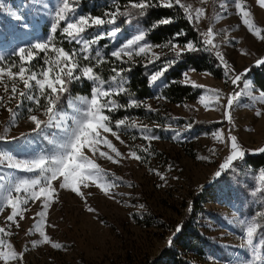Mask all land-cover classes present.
<instances>
[{
  "label": "rangeland",
  "instance_id": "374dc122",
  "mask_svg": "<svg viewBox=\"0 0 264 264\" xmlns=\"http://www.w3.org/2000/svg\"><path fill=\"white\" fill-rule=\"evenodd\" d=\"M45 2L54 11L57 0H45ZM182 2L190 4L193 8L202 6L201 0H182ZM219 2L220 0H207V3L203 5L206 15L200 21L199 27L201 31H206L211 26L219 33L215 40L220 44V51L225 54L229 65L240 73L264 54V40L250 33L242 24L232 0H227V11L219 8ZM244 3L251 10L254 22L264 29V8H260L256 0H244ZM0 9L4 16L3 19L0 18V32L5 30L0 38V55L8 58L4 61L5 65L15 57L12 52L16 48L46 42L48 35L43 36L38 33L30 19L38 17L49 27L52 22L50 9L45 10L39 5H34L32 0H0ZM10 11L18 12L22 19H14ZM11 26H15V38H13ZM109 30L111 28H101L97 34ZM134 33L135 30L127 29L120 31L115 40L106 36L105 39L109 40L113 50L131 38ZM225 36L229 38L230 43L224 44ZM168 49L171 50V47H153L151 52L159 56ZM151 52L148 57L141 56L134 59L149 60ZM212 54L215 56L213 52ZM34 55L38 56L37 53ZM19 62H14L16 68L13 71L19 70ZM46 67L48 66H44ZM41 68L33 71L38 72ZM187 72L191 81L205 87L201 95L206 96L208 107L201 104L198 97L196 100L183 103H166L161 107L162 112L174 118L222 120V125L208 132L190 131L186 123L177 125L176 121L172 120L169 126L176 129L178 138L156 139L141 143L129 141L120 134V138L124 141L121 144L110 133H103L126 156L130 146H137L138 154L145 155L147 162L141 163L134 159H127L120 164H113L111 161L100 158L99 153L92 156L118 185L111 190L116 194L114 199L105 196L95 185L88 188L81 187L87 205L95 208L94 213L87 211L85 201L79 196L69 190L60 189L58 181H53L52 186L56 189L57 196L51 198L52 203L46 214L45 231L54 242L60 243L62 248L54 249L50 244L45 243L33 246L34 241L41 239L35 230V224L39 219L36 213L41 208L40 201L30 202L27 206L28 210L24 213L25 218L20 220L17 217L20 227L13 225L10 228L12 234L2 237L6 242H10L15 250L25 251L23 264H144L145 260L156 257L170 238L176 235L178 232L176 229L187 210L191 195L198 192L204 185L212 183L215 178L213 173L227 149L218 143L211 133L223 130L227 135L231 132L238 137L244 149L255 153L259 152L256 149L264 147V116L259 118L255 116L256 108L264 110V103L253 101L242 95L232 108L233 122L227 125L228 121L224 118L223 108L216 107L215 102L209 98L210 93L206 91L218 89L225 96L230 95L233 91L225 74L221 78H215L207 72ZM183 80L184 76L181 78V81ZM4 81L7 82L10 90L11 81L6 76ZM246 81L254 88V94L258 95L259 90L251 79ZM17 86L23 90V84L18 78ZM243 87L244 84L240 90ZM9 95H11L10 91L5 93L4 83H0V96H3L7 102ZM90 95L91 93L84 96L90 97ZM224 103L226 101L222 99L220 104ZM7 106L15 109L16 101H12ZM27 106L25 102L14 124L10 123L13 117L7 111V107L0 106V136L7 137V142L0 141V149L18 156L51 147L46 140L44 142L43 137L34 134L30 145L12 139L19 138L21 134L32 133L34 125L27 118ZM65 110L70 111L67 107ZM36 114L40 115L41 119H46L42 111ZM48 135L51 139V131ZM149 146L155 147L154 154L141 151ZM209 148H216L217 156L211 162L200 159L201 156L209 155ZM100 150L108 151L103 145L100 146ZM169 166H171L170 169ZM150 169L165 175L167 183L162 182ZM8 171L5 169L0 172V175L7 174ZM229 174L230 179L233 177L232 171H229ZM14 175L32 177L31 173L24 172H14ZM258 176L254 177L255 180L251 183L247 182L241 187L234 185V189L239 188L236 189L240 191L239 194L229 191L228 186L222 184L215 188L214 195L204 196L202 205L206 211L198 213L196 226L199 233L205 237V253L200 257L187 253L188 258L197 264H237V260L245 264L252 261V249L242 246L245 244V239L241 219L251 218L258 223L254 215L258 209L250 213L245 205L244 197L245 195L249 197V192L259 187ZM4 194V190H0V196ZM241 196H243V202L239 204ZM250 199L254 203L257 202V193ZM140 204L145 207L141 209ZM9 214L10 209L0 211V227H7L6 218ZM254 244L257 250L264 254V234L258 228L254 236Z\"/></svg>",
  "mask_w": 264,
  "mask_h": 264
},
{
  "label": "snow or ice",
  "instance_id": "6c2138e0",
  "mask_svg": "<svg viewBox=\"0 0 264 264\" xmlns=\"http://www.w3.org/2000/svg\"><path fill=\"white\" fill-rule=\"evenodd\" d=\"M34 5H39L45 10H51L52 24L50 33L57 32L61 22L65 23L62 32L67 36L70 41H77L81 44L80 52L69 53L61 47H56L53 43V35H49L47 42H38L31 46L16 48L12 55L18 56L20 60L19 70L13 71L16 68L14 62L4 64L8 58L0 55V83H4V91L11 95L8 96V101L0 96V106L7 107V111L12 115L13 119L10 123L14 124L15 120L20 114V110L24 108L27 102V118L34 125L32 133L21 134L19 138L13 137L14 141H23L25 145H30L33 134L41 136L44 140L51 145L50 148L33 151L25 156H18L4 149H0V172L5 169L9 170L7 174L0 175V190H4L5 194L0 196V211L10 209V214L7 216V227H0V262L2 264H23L25 259V251H17L10 242H6L3 236H10L12 233L10 228L15 225L19 228L20 223L17 220H23L24 213L28 210L27 206L30 202L35 203L40 201L41 210L36 213L39 218L35 224V230L39 233L41 239L33 242V246L45 243L50 244L54 249L62 248L60 243L54 242L45 231L46 214L47 210L52 203L51 198L57 196V191L52 186L53 181H58L59 188L69 190L70 192L79 196L85 201L86 209L89 213H94L95 208L87 205V200L81 187L88 188L95 185L105 196L115 198V193L111 190L118 185L110 178V174L102 168L92 158L97 153L99 157L111 161L113 164H120L127 159H134L138 162L145 163V155L138 154L137 146H130L127 156L117 148L113 142L103 135V133H110L120 141V134L126 132L129 128H136L137 124L134 119L124 117L113 121L110 113L118 111L122 108L130 107H146L151 111L150 105H145L143 101L130 98L127 105L120 104L113 97L121 94H127L125 87L126 80L123 76L125 69L112 67L111 71L114 75L110 80L105 81L95 71L94 67L101 66L108 63L101 50H95L94 56L92 53V45L97 44L105 36L109 39L115 40L117 34L120 32L119 26L116 21L120 16L126 17L128 22L131 23L134 13L132 11H121L119 7L115 10H105L104 17H94L89 15L76 16V9L79 6V0H57L55 9H51L45 0H32ZM207 0H201V7L193 8L190 4L183 3L182 0H130V9L136 10L137 15H144L146 10L151 7H178L184 13V18L189 21L195 30L199 33L201 47H198L194 41H187L182 47L173 41H168L163 45H152L146 40L147 30H142L139 27L131 38L127 39L120 46L114 48L110 52V56L115 58L116 61L121 63H134V57H148L153 47H171L174 53L173 59L166 61L164 67L156 71L149 77L150 83H155L159 80L168 68L177 63L185 53L197 52L200 50L213 52L216 59L219 61L220 66L224 70L227 81L236 87L241 83L244 87L240 91H233L230 95L225 96L222 91L218 89L206 90L210 93V99L215 102L216 107L223 108L224 118L231 124L233 122L232 108L234 104L243 96L249 97L253 101L264 103V90H260L258 95L254 94V88L246 81V71L237 73L235 68L229 65L225 54L220 51V44L215 40L219 35L211 26L206 31H201L199 24L206 15V9L203 5ZM260 8H264V0H256ZM241 22L246 26L247 30L264 40V29L252 19V12L244 3V0H232ZM219 8L227 11V0H220ZM215 11V9H214ZM10 15L16 20L22 19L18 12L10 11ZM217 19L219 17H216ZM174 22L171 17L163 18L152 25V28L158 27L160 24H169ZM104 25L113 26L107 32H101L96 35L92 40L83 38V33L88 28L101 27ZM12 32L15 33V26H11ZM186 33L178 32L175 38ZM2 38V33H0ZM231 41L227 36L224 38V44ZM51 48V52H50ZM48 53L44 57V64L48 67L41 68L40 71H32L26 68L25 64L30 63L35 59L34 53L37 52ZM52 53L55 58H50ZM83 54L84 60H95V65H86L81 67L78 57ZM127 58L126 60L124 58ZM160 57L151 52L149 63H153ZM257 66L264 65V54L255 60ZM188 71H195L189 69ZM78 73V74H77ZM184 80L182 83L185 86L195 88H202V85L195 84L190 80L188 72L182 74ZM11 81V88L9 90L7 82L4 77ZM17 78L23 84V90L17 86ZM81 79H86L92 84L91 95L89 96H70L69 86L74 82H79ZM107 85V87H105ZM64 97L67 98V109L64 107ZM163 98V97H158ZM226 103L220 104L221 100ZM12 101H16V108L8 107L7 105ZM199 102L204 104L207 108L208 103L205 95L199 96ZM46 119H41L40 115L36 114L41 112ZM255 116L257 118L264 116V110L256 108ZM191 124L187 128H191ZM54 130V131H52ZM51 131L52 138L49 139V132ZM142 138L145 141L151 142L152 140L159 139L151 129L144 127L140 129ZM214 139L222 144L226 149V154L221 157L220 162L214 176L221 178L228 171H234L236 162L242 161L246 155L241 142L236 135L229 132L227 135L223 130H217L211 133ZM178 138V134L173 137ZM135 139V137H133ZM0 141L7 142L6 136H0ZM105 146L108 151H101L100 146ZM143 153H149L148 148L141 150ZM256 151L264 152V147L256 149ZM208 156H201L200 159L211 160L217 156L216 148L208 149ZM88 153H91L90 156ZM150 154V153H149ZM171 166H169V169ZM155 172L159 179L167 183V177L155 169H150ZM14 172L31 173L32 177L15 176ZM62 178V179H61ZM178 179V177H176ZM258 179L260 181L259 187H255L253 191L249 192V198L260 193L264 197V169L259 170ZM6 182V184L4 183ZM7 185V186H6ZM139 207L143 209L145 206L140 204ZM260 208H264V201L259 204ZM256 217L264 219V211L257 210L254 214ZM241 224L244 231L245 244L242 246L252 249V261L245 262V264H264V254H261L254 244V236L257 232V222L255 219L244 220L241 219ZM176 231H180L179 228ZM171 244V241H169ZM237 264H241L237 260Z\"/></svg>",
  "mask_w": 264,
  "mask_h": 264
},
{
  "label": "trees",
  "instance_id": "16d2710c",
  "mask_svg": "<svg viewBox=\"0 0 264 264\" xmlns=\"http://www.w3.org/2000/svg\"><path fill=\"white\" fill-rule=\"evenodd\" d=\"M156 3V0H153ZM130 0H79V6L76 9V16L79 15H91L94 17H104L105 10H115L119 7L123 11H132L134 13L131 23L128 22L126 17L120 16L116 25L119 26L120 31H125L127 29H136L139 27L142 30H147L146 40L147 42L158 45L165 44L168 41H173L178 45H184L187 41H194L197 43L198 47L200 37L199 33L195 30V27L184 18V13L178 7L166 8V7H151L146 10L144 15H137L136 10L130 9ZM27 10V9H26ZM171 17L174 22L169 24H160L158 27L152 28L155 22L160 21L163 18ZM0 18L3 19L2 11L0 9ZM32 26L37 29L36 31L43 36L49 37L53 35L54 45L56 47H61L65 51L80 52L81 44L77 41H70L65 34H63L62 29L65 27V23L61 22L56 33H50V26L43 23L42 19L38 17H32L30 19ZM4 28V24L2 25ZM111 25H104L101 27L88 28L85 33H83V38L86 40H92L97 34V31L101 28L109 29L112 28ZM5 30H1L0 33ZM178 32L186 33V35H181L175 38V34ZM46 38V42L47 39ZM6 38V37H5ZM7 41V39H5ZM51 49V48H50ZM101 50L108 63L101 66L94 67V71L102 77L105 81L110 80L114 73L111 71L112 67L123 68V76L126 80L125 87L127 88V94H121L119 96L113 97L120 104L127 105L130 98L143 101L145 105L151 106V111L146 107L141 106L122 108L118 111L110 113L113 121L116 119L129 117L136 121V128H129L126 132L121 133L123 136L128 138L129 141L135 142H145L142 138L140 129L147 127L152 130V132L159 137V139H174L176 135V129L169 126L172 120H175L177 125L191 124L190 131H212L222 125L223 121H207L203 119L195 118H174L164 114L161 107L166 103H183L188 101L196 100L205 90V87L195 88L191 86H185L182 81V74L189 69H195L197 72H207L215 78H221L224 75V70L220 66L219 61L216 57L210 53H206L203 50L185 53L182 58L175 63L172 67L164 73V75L157 80L155 83L149 82V77L165 66L166 61L173 59L174 53L172 50L167 51L159 55L160 59L155 60L153 63H149L146 59H134V63H121L116 61L115 58L110 56L111 44L109 40L105 38L101 39L97 44L92 45V53L94 56L95 50ZM51 52V51H50ZM52 53L50 58H55V54ZM38 56L30 63H26L25 66L30 68L32 71L38 68L46 66L44 64L43 57L49 55L44 52H37ZM81 67L86 65H95V60H84L83 54L78 57ZM127 59L126 57L124 58ZM11 62H19V57L15 56L11 59ZM20 64V62H19ZM246 80L251 79L254 86L260 91L264 90V65L257 66L255 62L249 64L246 69ZM78 74V73H77ZM243 83L236 87L230 84L232 91H238L242 88ZM92 84L86 79H81L79 82L72 83L70 88V96L75 97L78 95H88L91 93ZM107 87V85H106ZM163 97V98H158ZM67 98L64 97V107H67ZM159 99V100H158ZM229 125V122L226 123ZM135 137V139H133ZM44 142H46L44 140ZM149 152H156L155 147L149 146ZM246 155L242 161L236 162V168L233 173L232 178L229 171L221 178L215 177L212 183L204 185L198 192L191 195V198L187 205V210L182 217L179 225L180 231L176 233L175 236L171 237L169 242L160 250L156 257L149 258L144 261V264H197L192 259L187 257V253L193 254V256H202L205 253V237L199 233L196 226V216L198 213H202L205 208L202 205L204 196H212L215 194V188L220 187L222 184L228 186L229 191H233L235 194H239L240 191L238 187L233 188L234 185L245 184L247 182L254 181V177L259 175V170L264 169V152H252L244 149ZM149 156V154H148ZM153 156V155H151ZM237 181V184H235ZM245 205L250 213H253L256 208L259 211H264V208H260L259 204L264 201V197L257 193L258 201L253 202L246 195ZM239 198V196H238ZM242 198L239 204H242ZM256 204V205H255ZM256 217V216H255ZM258 221V229L264 234V219L256 217Z\"/></svg>",
  "mask_w": 264,
  "mask_h": 264
},
{
  "label": "bare ground",
  "instance_id": "6f19581e",
  "mask_svg": "<svg viewBox=\"0 0 264 264\" xmlns=\"http://www.w3.org/2000/svg\"><path fill=\"white\" fill-rule=\"evenodd\" d=\"M206 53H210V54H212V52H209V51H205ZM213 55V54H212Z\"/></svg>",
  "mask_w": 264,
  "mask_h": 264
}]
</instances>
